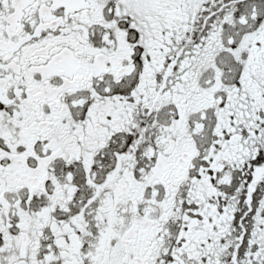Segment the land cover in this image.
<instances>
[{
    "label": "snow or ice",
    "instance_id": "1",
    "mask_svg": "<svg viewBox=\"0 0 264 264\" xmlns=\"http://www.w3.org/2000/svg\"><path fill=\"white\" fill-rule=\"evenodd\" d=\"M0 264H264V0H0Z\"/></svg>",
    "mask_w": 264,
    "mask_h": 264
}]
</instances>
